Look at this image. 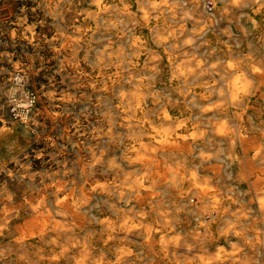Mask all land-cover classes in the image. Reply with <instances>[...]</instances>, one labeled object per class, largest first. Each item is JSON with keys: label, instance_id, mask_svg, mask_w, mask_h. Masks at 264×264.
I'll list each match as a JSON object with an SVG mask.
<instances>
[{"label": "clouds", "instance_id": "obj_1", "mask_svg": "<svg viewBox=\"0 0 264 264\" xmlns=\"http://www.w3.org/2000/svg\"><path fill=\"white\" fill-rule=\"evenodd\" d=\"M0 264H264V0H0Z\"/></svg>", "mask_w": 264, "mask_h": 264}]
</instances>
